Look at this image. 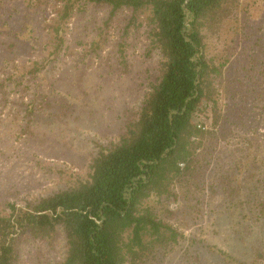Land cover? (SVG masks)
Segmentation results:
<instances>
[{"label":"rangeland","instance_id":"rangeland-1","mask_svg":"<svg viewBox=\"0 0 264 264\" xmlns=\"http://www.w3.org/2000/svg\"><path fill=\"white\" fill-rule=\"evenodd\" d=\"M64 2L0 0V210L4 212L7 203L22 204L78 185L87 175L92 154L124 134L128 119L159 76L160 60L148 37L146 13L132 15L126 10L105 25L104 8L79 1L62 49L51 54L56 42L52 29ZM203 34L207 58L216 65L224 63L213 85L220 123L231 132L226 140L204 143L205 152L212 149V167L224 146L237 147L238 134L250 129L252 118L261 111L264 0H236L231 13L219 25H208ZM35 67L40 69L34 71ZM212 118L209 104L194 123L215 131ZM209 167L201 173L207 175ZM205 190L203 195L191 191L188 200L178 195L175 201L151 197L143 202L142 207L185 236L148 264H197L199 252L200 261L216 263L200 247L202 241L243 262L264 264V258L231 244L228 225L216 218V210L209 212V190ZM193 197L201 199L196 207ZM20 250L18 264L62 261L64 235L59 229L50 244L28 242Z\"/></svg>","mask_w":264,"mask_h":264},{"label":"trees","instance_id":"trees-1","mask_svg":"<svg viewBox=\"0 0 264 264\" xmlns=\"http://www.w3.org/2000/svg\"><path fill=\"white\" fill-rule=\"evenodd\" d=\"M79 1L104 8L105 25L126 10L146 13L148 37L160 60L159 76L128 119L124 134L92 154L78 185L22 204L7 203V211L0 210V264H18L21 244H50L59 229L66 250L63 260L53 264H148L185 236L142 207L143 202L151 197L175 201L178 195L188 200L191 191L203 195L206 187L209 212L216 210V218L228 225L231 244L264 258V136L259 131L261 122L264 128V94L260 113L250 129L238 134L237 147H222L212 167V149L204 151L206 141L226 140L231 132L220 123L213 85L224 63L207 58L203 30L219 25L236 0H65L53 25L51 54L62 49ZM209 104L215 131L194 123ZM208 167L210 174L201 173ZM192 201L193 207L201 203L200 198ZM199 244L216 263L200 261L199 252L197 264H258Z\"/></svg>","mask_w":264,"mask_h":264}]
</instances>
